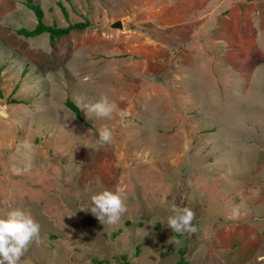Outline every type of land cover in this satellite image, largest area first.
Masks as SVG:
<instances>
[{
	"label": "rangeland",
	"instance_id": "rangeland-1",
	"mask_svg": "<svg viewBox=\"0 0 264 264\" xmlns=\"http://www.w3.org/2000/svg\"><path fill=\"white\" fill-rule=\"evenodd\" d=\"M28 2L90 26L19 36ZM0 69V216L40 226L20 264H264V0H0ZM119 187L127 211L99 221L91 197Z\"/></svg>",
	"mask_w": 264,
	"mask_h": 264
},
{
	"label": "clouds",
	"instance_id": "clouds-1",
	"mask_svg": "<svg viewBox=\"0 0 264 264\" xmlns=\"http://www.w3.org/2000/svg\"><path fill=\"white\" fill-rule=\"evenodd\" d=\"M115 109L107 96L88 106V110L98 117L110 118ZM112 139V131L108 127L99 129V140L107 144ZM119 187L115 192L103 190L91 197L90 212L100 221L106 218L108 224L117 223L121 215L127 211L123 193ZM165 203H167L165 201ZM173 215L168 217L167 226L175 232L195 231L192 221L194 212L191 209L172 205ZM39 224L31 214L22 209H12L0 216V264H20L21 258L31 243H39Z\"/></svg>",
	"mask_w": 264,
	"mask_h": 264
},
{
	"label": "trees",
	"instance_id": "trees-1",
	"mask_svg": "<svg viewBox=\"0 0 264 264\" xmlns=\"http://www.w3.org/2000/svg\"><path fill=\"white\" fill-rule=\"evenodd\" d=\"M26 6L29 10H31L34 13L37 23H36V27L33 30L20 29L16 31L17 35L23 36L25 38H35L43 34H47L49 39V45H53L54 42H56L57 40H60L62 37L68 36V34L71 31H83L90 26L88 21H85L84 23H75V24L68 23V26L66 28H57L55 26H48L43 21V11L41 10L38 4L28 2ZM61 10L63 16L67 20L68 17L64 8L61 7ZM1 70L2 69H0V74H1ZM64 104L67 107V109L74 114L78 122L84 123V119L81 115L80 109L72 101L67 99L65 100ZM123 264H127V262L124 261Z\"/></svg>",
	"mask_w": 264,
	"mask_h": 264
},
{
	"label": "water",
	"instance_id": "water-1",
	"mask_svg": "<svg viewBox=\"0 0 264 264\" xmlns=\"http://www.w3.org/2000/svg\"><path fill=\"white\" fill-rule=\"evenodd\" d=\"M113 29H122V25L120 22H115L113 25H111Z\"/></svg>",
	"mask_w": 264,
	"mask_h": 264
}]
</instances>
